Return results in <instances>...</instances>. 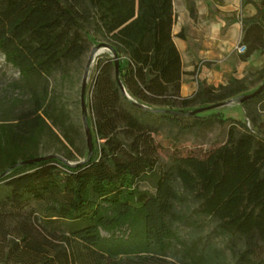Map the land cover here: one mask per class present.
Masks as SVG:
<instances>
[{
  "label": "trees",
  "instance_id": "obj_1",
  "mask_svg": "<svg viewBox=\"0 0 264 264\" xmlns=\"http://www.w3.org/2000/svg\"><path fill=\"white\" fill-rule=\"evenodd\" d=\"M242 3L257 9L243 20L247 58L264 53V0ZM174 17L173 0H0V53L20 72L15 87L31 102L0 120L7 262L177 264L169 257L180 247V264H210L212 249L182 240L174 226L205 218L228 239L236 264H264V89L242 102L251 127L196 114L252 93L243 77L226 85L199 80L195 94L183 96ZM91 31L112 54L98 58L91 93L100 143L77 164L57 156L26 163L47 151L43 141L54 127L76 148L69 114L49 97V78L88 53ZM228 121L227 142L206 156L173 151L162 159L154 135L163 124L186 131Z\"/></svg>",
  "mask_w": 264,
  "mask_h": 264
},
{
  "label": "rangeland",
  "instance_id": "obj_2",
  "mask_svg": "<svg viewBox=\"0 0 264 264\" xmlns=\"http://www.w3.org/2000/svg\"><path fill=\"white\" fill-rule=\"evenodd\" d=\"M253 1L258 2V0ZM252 5L256 9L254 3ZM91 34H93V38L88 53L77 63L69 64L67 66L68 72L65 75L57 72L49 78V97L56 99L58 104L63 106L69 114L68 122L74 126L73 130L69 131V133L76 143V148H72L67 141H64L60 128L54 127L55 133H51L43 141V147H46L47 151L40 152L39 156L54 154L63 162L67 161L70 164H77L86 159L89 156L90 150L100 143V140H97L95 136V125L93 124L92 111H90L91 93L93 79L97 73V60L103 54H111V51L105 49L103 53L94 55L93 50L99 46L103 47L104 44L103 42H99L101 37L98 34L95 35L93 31H91ZM245 53H241V55L243 56ZM263 68L264 66L246 74V85L248 87V92L246 93L255 92V89L264 83V73L261 72ZM86 72H88V83L85 93L87 106L86 125L89 126L92 133L93 142L91 149L86 133L81 96L83 79ZM19 77L20 72L8 64L5 60V55L0 53V120L16 117V115L20 114V111L31 107L29 94H26L21 87L19 89L15 87L14 83L19 80ZM231 100L233 101L227 103L225 106L208 109L197 114L201 117L218 114L222 119L232 117L246 121L251 127L246 108L239 102L240 98L236 97ZM260 104L257 103L259 107L261 106ZM154 107L150 108L153 109ZM262 118L264 119V112H262ZM189 121L190 118L184 117V122ZM230 122L228 121L223 125L216 123L212 127H198L186 131L165 123L161 126L159 133L154 135V138L159 143V153H161L164 161L168 160L169 155L173 151L183 156L194 155L204 157L214 148L227 142V131ZM59 139L66 142L70 150L65 149ZM174 226L182 240L188 242L196 241L199 243L200 248L204 247L206 250L212 249L210 251L212 257L210 264H236L229 250L228 239L215 234L213 232L214 225L208 219L201 218L197 225L177 222ZM179 250L180 247L174 249L171 257H169L170 260L175 261L177 264H180L181 261ZM6 252L7 250L4 253L0 252V264H11V260L10 262L6 260Z\"/></svg>",
  "mask_w": 264,
  "mask_h": 264
},
{
  "label": "crops",
  "instance_id": "obj_3",
  "mask_svg": "<svg viewBox=\"0 0 264 264\" xmlns=\"http://www.w3.org/2000/svg\"><path fill=\"white\" fill-rule=\"evenodd\" d=\"M172 34L182 64L183 96L195 94L199 80L226 85L264 66V53L244 58L237 51L243 20L256 13L242 0H173Z\"/></svg>",
  "mask_w": 264,
  "mask_h": 264
},
{
  "label": "water",
  "instance_id": "obj_4",
  "mask_svg": "<svg viewBox=\"0 0 264 264\" xmlns=\"http://www.w3.org/2000/svg\"><path fill=\"white\" fill-rule=\"evenodd\" d=\"M105 49H109L110 50V47H109L108 44H104L103 47L99 46V47L95 48L93 50L94 55H99V54L103 53ZM118 65H119V62L116 61L115 66L117 68V71L119 69V66ZM87 76H88V72H86L85 77L83 79V82L84 83H83V87H82V91H81V96H82V111L84 112V121H85V126H86V133L88 135V140H89L88 143H89V147L91 149L92 148V142H93V140H92V133H91V130H90L89 126L86 125V120H87V111L86 110H87V106H86V96H85V93H86V88H87V83H88ZM263 89H264V83L262 85H260L256 89V91L254 93L247 94V95H244L243 97H241V99L239 101L240 104L244 100H246V99L255 97V95H257L258 93H260L261 91H263ZM123 90L126 93L124 87H123ZM231 101H233V100L226 101V103L213 104L209 108H200V109H197V111L195 113L197 114L198 112L206 111L208 109H212V108H216V107H222V106H225L227 103H229ZM54 156H55L54 154L47 155V156H36V158H31V159L26 160V163H30L31 164V163H34V162H37V161L50 160Z\"/></svg>",
  "mask_w": 264,
  "mask_h": 264
},
{
  "label": "built area",
  "instance_id": "obj_5",
  "mask_svg": "<svg viewBox=\"0 0 264 264\" xmlns=\"http://www.w3.org/2000/svg\"><path fill=\"white\" fill-rule=\"evenodd\" d=\"M247 49H248V47H246L245 44L241 43V41L237 45V51L240 53H245L247 51Z\"/></svg>",
  "mask_w": 264,
  "mask_h": 264
}]
</instances>
